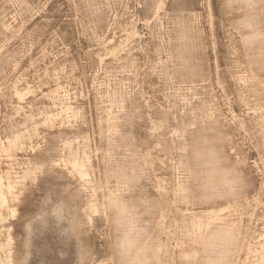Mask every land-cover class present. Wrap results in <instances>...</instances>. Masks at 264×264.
<instances>
[{
  "label": "rangeland",
  "instance_id": "374dc122",
  "mask_svg": "<svg viewBox=\"0 0 264 264\" xmlns=\"http://www.w3.org/2000/svg\"><path fill=\"white\" fill-rule=\"evenodd\" d=\"M49 194L79 240L29 245ZM124 232L264 264V0H0V264H121Z\"/></svg>",
  "mask_w": 264,
  "mask_h": 264
},
{
  "label": "clouds",
  "instance_id": "9594fccd",
  "mask_svg": "<svg viewBox=\"0 0 264 264\" xmlns=\"http://www.w3.org/2000/svg\"><path fill=\"white\" fill-rule=\"evenodd\" d=\"M117 212L118 214H122V209H117ZM51 222H54L57 227L67 223V227L61 228V235L68 240L73 238L79 240V221L72 215V201L53 199L52 195L49 194L41 201L39 211L27 225L29 245L36 226H39L40 229H46ZM114 247L117 255L120 257L121 264H133L130 258L134 249V241L128 232H124L120 236L115 242Z\"/></svg>",
  "mask_w": 264,
  "mask_h": 264
}]
</instances>
